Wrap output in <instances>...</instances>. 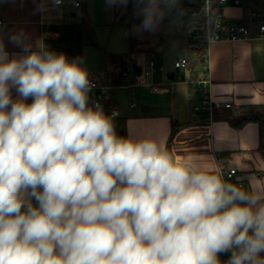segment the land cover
Here are the masks:
<instances>
[{
  "label": "clouds",
  "instance_id": "obj_1",
  "mask_svg": "<svg viewBox=\"0 0 264 264\" xmlns=\"http://www.w3.org/2000/svg\"><path fill=\"white\" fill-rule=\"evenodd\" d=\"M141 2L153 31L176 0ZM25 41L9 37L11 59L0 42V264H264V203L156 137L118 136L83 60Z\"/></svg>",
  "mask_w": 264,
  "mask_h": 264
},
{
  "label": "crops",
  "instance_id": "obj_2",
  "mask_svg": "<svg viewBox=\"0 0 264 264\" xmlns=\"http://www.w3.org/2000/svg\"><path fill=\"white\" fill-rule=\"evenodd\" d=\"M178 4L182 11L183 6L187 7V0H178ZM80 8H84L85 15H89L91 21L103 16V20L113 21L112 28L125 26L116 24L126 11V4L119 0L114 3H109V0H83L81 7H74L67 1L57 7L53 0H0V19L3 21L0 42L4 44L10 59L13 55H22L21 48L9 42L11 35L22 32L26 37L25 42L36 51L37 45L44 44V40L54 32L48 30L49 26L81 22L83 17L80 21L76 20ZM251 11L259 10L243 6L226 8L230 21L248 20ZM183 26L171 34L181 48L176 60L184 56L190 58V65L186 69L175 68L172 72L157 70L144 83L132 89L121 86L122 69L137 72L134 65L141 68L150 59L155 60L154 50L160 48L171 35L163 31L156 33L154 40L148 41V44L142 42L139 47H132L124 68L119 67L117 61L108 60L110 54H121L109 52L105 57L108 65L105 73L88 74L99 77L103 82L112 79L116 84L112 100L117 116L126 119L127 137H156L166 144L177 162H191L200 170L219 174L220 168L234 167L238 172L236 178L244 182L243 191L264 203V152L259 150L258 123L247 121L237 124L241 115L253 107L264 105V40L216 42L210 49L205 69L196 62L191 52L183 50ZM129 40L131 47V36ZM164 64L167 65L165 61ZM173 72L174 77H170ZM204 75H209L210 91L213 99L219 103L213 108L212 118L203 114L197 117L193 115V107L200 103V94L188 81ZM11 95L14 100L20 99L15 88L11 89ZM25 102L31 103V98ZM226 103L231 106L226 107ZM229 256L230 253L219 259L227 261Z\"/></svg>",
  "mask_w": 264,
  "mask_h": 264
},
{
  "label": "built area",
  "instance_id": "obj_3",
  "mask_svg": "<svg viewBox=\"0 0 264 264\" xmlns=\"http://www.w3.org/2000/svg\"><path fill=\"white\" fill-rule=\"evenodd\" d=\"M74 7H81L83 0H63ZM240 0H187V9L190 14L189 22L181 28L185 38L187 50L191 52L196 61L207 69L210 49L213 44L219 41H251L264 40V14L261 11H251L249 19H239L230 21L227 14V7H240ZM3 21L0 19V29ZM57 32H52L51 36H56ZM188 56L177 59L174 66L177 70H184L190 65ZM157 70H163L162 66L156 64L155 60L150 59L145 65L141 66L140 72L130 73L127 69L122 72L121 86L132 89L145 82L146 78ZM90 83L93 85L89 92L91 105L99 103L102 107L112 100V91L116 84L112 79L103 82L99 77L88 74ZM189 84L194 85L200 94V103L193 107L194 117L205 115L212 118L213 108L219 103L213 99L210 91V77L204 75L190 79ZM230 107L229 103L225 104ZM117 112L113 108L110 115ZM118 113V112H117ZM237 169L234 167L220 168L219 174L226 183L235 185L241 190L244 189V182L236 178ZM264 257V253H261Z\"/></svg>",
  "mask_w": 264,
  "mask_h": 264
},
{
  "label": "rangeland",
  "instance_id": "obj_4",
  "mask_svg": "<svg viewBox=\"0 0 264 264\" xmlns=\"http://www.w3.org/2000/svg\"><path fill=\"white\" fill-rule=\"evenodd\" d=\"M77 13L78 16L76 20L80 21L82 17L85 16L84 8L78 9ZM87 17L90 25L86 26L84 29L85 45L82 53L83 67L86 68L87 72L101 74L105 73L107 70L108 65L105 57L109 52L130 54L132 47H139L142 42L143 44H148V41H153L159 32L164 31L165 33L173 34L176 29L183 26L186 21L189 20L190 14L185 6L182 7L181 11L178 0H176L175 5L171 9H165L163 19L153 31H145L141 27L144 18L143 15H141V23L138 26H133L131 28L126 26L112 28L113 21H107L106 19L103 20V16L99 18V20L97 17H94L97 19H93V21L90 20L89 15H87ZM104 18H106V16ZM172 34L164 41L160 48L154 50V59L156 60L157 65L158 61L161 60V65L159 64V66H162L164 71L168 70V72H172L175 69L174 63L181 50L179 43ZM129 36L132 38L131 47ZM182 48L183 50L188 51L185 41L184 44H182ZM164 61L167 65L164 64ZM177 78H179V74L177 75ZM89 105H91V101H89Z\"/></svg>",
  "mask_w": 264,
  "mask_h": 264
},
{
  "label": "trees",
  "instance_id": "obj_5",
  "mask_svg": "<svg viewBox=\"0 0 264 264\" xmlns=\"http://www.w3.org/2000/svg\"><path fill=\"white\" fill-rule=\"evenodd\" d=\"M241 6L246 9H256L264 14V0H240ZM143 3L141 0H127L126 11L124 15L116 22V24L125 25L128 27L136 26L141 22V9ZM86 26H89V20L85 15L81 22L75 24L62 23L49 26V31L57 32L56 36H50L44 40V45L48 50L56 53H64L69 61L82 58V47L84 44L83 32ZM127 54L119 56L110 54L108 60L116 63L121 68L127 63ZM198 63V61H196ZM197 65V64H196ZM123 72V69H122ZM115 108L113 100L103 105V110L106 115H110L111 110ZM247 121H255L259 126L260 144L259 150L264 152V105H259L251 108L248 112L241 115L237 119V124L241 125ZM114 125L117 135L127 138L126 119L120 116L114 118ZM176 126L174 125V131ZM35 204V202L33 201ZM228 253L220 254L219 258H225Z\"/></svg>",
  "mask_w": 264,
  "mask_h": 264
},
{
  "label": "water",
  "instance_id": "obj_6",
  "mask_svg": "<svg viewBox=\"0 0 264 264\" xmlns=\"http://www.w3.org/2000/svg\"><path fill=\"white\" fill-rule=\"evenodd\" d=\"M134 69L137 71V72H140V67H137L136 65H134ZM174 74L175 72H173L170 77H174Z\"/></svg>",
  "mask_w": 264,
  "mask_h": 264
}]
</instances>
